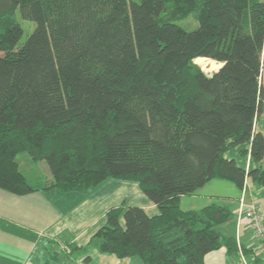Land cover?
<instances>
[{
	"label": "trees",
	"instance_id": "16d2710c",
	"mask_svg": "<svg viewBox=\"0 0 264 264\" xmlns=\"http://www.w3.org/2000/svg\"><path fill=\"white\" fill-rule=\"evenodd\" d=\"M18 14L35 24L21 45ZM191 16L199 26L188 31L178 22ZM263 57L264 0H0V188L36 191L22 152L47 162L46 189L90 195L109 179L136 183L159 212L111 208L80 252L205 264L226 248L238 261L237 237L220 229L231 208L185 211L181 200L216 179L264 186L254 129ZM200 58L223 66L208 75ZM238 146L251 168L227 157Z\"/></svg>",
	"mask_w": 264,
	"mask_h": 264
},
{
	"label": "crops",
	"instance_id": "0c3cea01",
	"mask_svg": "<svg viewBox=\"0 0 264 264\" xmlns=\"http://www.w3.org/2000/svg\"><path fill=\"white\" fill-rule=\"evenodd\" d=\"M262 114L263 112L257 118L254 129L264 136V131L259 127ZM227 157L235 159L247 169L251 168L250 152L247 157L241 155L244 164L238 162L237 156ZM261 165L264 168V159ZM48 181L51 186L53 176ZM12 197V194L0 189V264H143L138 257L119 259L114 255L102 254L95 248L80 252L88 246L91 238L106 221L108 210L104 204L101 205L100 200L95 202L96 199L84 198L74 207L76 217L65 213L61 218L49 221L43 229L32 231L26 223L8 220L12 208H15L12 207ZM242 199L247 203L257 204L264 215V186L260 187L251 177H247L242 189L229 181L212 180L194 195L182 197L181 207L185 211H191L201 210L212 204L227 205L236 215L232 222L233 229H228L227 232L235 235L249 249L256 244L247 228V222L243 220L239 226L237 221ZM137 206L143 207L150 216L159 212L150 201ZM64 246L69 248V252ZM73 247L76 252L72 251ZM205 264H238V261L230 259L227 249L221 248L209 253Z\"/></svg>",
	"mask_w": 264,
	"mask_h": 264
},
{
	"label": "rangeland",
	"instance_id": "374dc122",
	"mask_svg": "<svg viewBox=\"0 0 264 264\" xmlns=\"http://www.w3.org/2000/svg\"><path fill=\"white\" fill-rule=\"evenodd\" d=\"M17 17L24 28V34L20 41L21 45L27 40L35 24L32 21L21 19L19 14ZM178 24L188 31L195 30L199 26V22L194 16L179 21ZM196 64L208 75H212L223 66V64L209 58H200L196 61ZM262 84H264V77H262ZM259 127L264 131V109ZM241 149L242 146H238L228 152L227 155L229 157L237 156L238 162L244 164V159L240 155ZM16 161L19 164L21 172L28 178L30 185L33 186L36 191L24 196L9 192V194L13 196L11 199V203H13L12 207L15 208H12L8 220L26 223L30 226L32 231L43 229L45 227L44 225L49 223V221L57 220L61 218L63 214H72L73 217H76L77 212L73 211L74 207L79 204L80 201L84 200V198L91 200L96 199L95 202L100 200L101 205L104 204L107 210L117 207L123 202H126L127 206H137L149 202L148 197L141 191L138 184L112 179L106 180L90 195L81 193H62L58 189H53L52 192V189H46L50 186L48 181L49 178H52L51 171L46 161H33L27 152L18 154ZM102 222L104 223V219ZM220 229L228 231V229H233V224L231 222L227 223L220 227ZM28 234H30V232H28ZM67 250L69 252L68 247Z\"/></svg>",
	"mask_w": 264,
	"mask_h": 264
},
{
	"label": "built area",
	"instance_id": "2783aa9c",
	"mask_svg": "<svg viewBox=\"0 0 264 264\" xmlns=\"http://www.w3.org/2000/svg\"><path fill=\"white\" fill-rule=\"evenodd\" d=\"M247 222V228L255 241V247L249 248L252 254H246L242 242L238 239V264H257L256 258L261 257L264 264V215L260 207L255 203H247L244 199L240 202V208L237 212L238 225L242 221Z\"/></svg>",
	"mask_w": 264,
	"mask_h": 264
}]
</instances>
